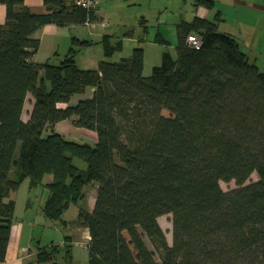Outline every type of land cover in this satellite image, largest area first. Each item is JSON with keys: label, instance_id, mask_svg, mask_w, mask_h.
Returning a JSON list of instances; mask_svg holds the SVG:
<instances>
[{"label": "trees", "instance_id": "16d2710c", "mask_svg": "<svg viewBox=\"0 0 264 264\" xmlns=\"http://www.w3.org/2000/svg\"><path fill=\"white\" fill-rule=\"evenodd\" d=\"M194 1L213 9L212 0ZM74 2L43 0L46 13L35 15L24 0H1L0 263L15 208L10 195L27 180L47 191L41 212L53 222L84 199L85 186L97 185L92 211L77 216L89 264H264V72L199 18L177 25L175 57L162 53L149 77L141 48L92 71L75 65L72 47L61 59L34 63L39 28L95 20ZM190 34L199 50L186 45ZM155 42L163 44L158 34ZM102 44L106 58L121 49L107 37ZM89 89V99L60 107ZM27 95L33 106L23 122ZM64 121L94 132V147L55 133ZM253 173L257 181L246 185ZM219 182L236 188L223 192ZM164 215H171V246L157 224ZM61 251L38 248L36 264H57Z\"/></svg>", "mask_w": 264, "mask_h": 264}, {"label": "rangeland", "instance_id": "374dc122", "mask_svg": "<svg viewBox=\"0 0 264 264\" xmlns=\"http://www.w3.org/2000/svg\"><path fill=\"white\" fill-rule=\"evenodd\" d=\"M218 2V4L216 3L217 8L224 10V13L228 18L226 19L225 23H221L218 32H229L237 41H239L240 44H242V31L241 29L238 30L236 27H233L235 20L233 19V16L230 15L231 13H227L225 10H230V12L232 11V13L235 14L234 10L242 13V10L247 7L249 13L254 12L256 14H260L259 12H263L262 7L264 8V2L262 3L261 0H257L255 4L250 5V8L246 4L233 5L236 9H232L233 7L231 8V4H229L228 0H219ZM242 2L245 3L243 0ZM99 3L100 16L102 17L103 22L106 24V27L112 30V33H114V38L111 44H114V42L117 41L116 39H124L122 42L123 45L121 52L115 53L112 58L109 59V61L117 63L119 62L120 58H129L132 54L135 43L128 41L130 39H140L142 42L141 46L145 50V60L143 63L142 72L144 77H149L151 75L152 67L158 66L160 64L158 55L161 56L162 53L167 52L172 57H175L176 25L180 22H190L195 16L197 10L194 0H99ZM255 9L258 10V12ZM215 11L216 8L209 14L207 20L210 22L213 21ZM254 13H251V15ZM235 15L236 17L239 16L238 14ZM127 32L130 34L129 37L124 35ZM157 34L163 37V39L167 42L165 46L154 43ZM241 50L245 51V47L242 46ZM75 55L77 57L78 52L75 53ZM65 140L94 147V144L89 140ZM73 164L79 170L86 169V164L82 161L74 159ZM13 170L14 169H12L9 175L11 180L14 178ZM49 180L50 177H47L45 179V183L49 182ZM256 181L257 176L255 173H253L246 182V185ZM219 187L223 192H228L236 188L234 182H219ZM96 190V184H90L83 188L82 193L86 200L80 201L76 205H70L64 211L63 215L61 216V221L65 224H62V222H53L41 216L42 225L33 229L35 231L33 237L34 245L43 247L52 242L62 249L56 259L57 264H89L85 250V241L83 240L80 230L77 229V216L80 208H83L86 211L88 210L87 212L92 211L94 206V201L92 200H95ZM29 192L30 191L27 190V184L23 183L21 186H19L16 192L11 193L10 200L16 203V212L13 214V217L20 216L27 197L30 199L31 204L33 205L34 213H36L37 204L39 203L40 205L41 195H47V191L42 187L31 190V195L28 194ZM157 224L162 230L167 244L171 246V215H164L158 218ZM66 238L71 240L72 243H77V245L74 247L70 246L69 249H67V256L66 252H63V247L60 245V243Z\"/></svg>", "mask_w": 264, "mask_h": 264}, {"label": "crops", "instance_id": "0c3cea01", "mask_svg": "<svg viewBox=\"0 0 264 264\" xmlns=\"http://www.w3.org/2000/svg\"><path fill=\"white\" fill-rule=\"evenodd\" d=\"M212 1L214 3L213 9L207 10L203 7H196L197 9L196 14L193 18H199V19H203V20L210 22L209 20H207L209 17V14L216 8L212 23L216 25V30L218 32L219 26L221 25V23L222 22L225 23L226 19L228 18L225 15L224 10H222L221 8H217L216 5L219 3L218 2L219 0H212ZM228 1H229V4H231V8L233 7L232 9H236L235 6H233L236 4L238 5L246 4L250 8L251 4H255V2H257V0H243L245 3H243L242 0H228ZM261 1L262 3L264 2V0H261ZM93 4H94L93 16L95 20L93 22H90L89 26H87L86 24L73 25V26H67V27H57L55 25H45L39 28L32 35V38L39 41L38 50L36 54L33 56L32 61L36 64H44V63L54 61L56 59H61L67 55L68 50L72 47L75 53L78 52L77 57L74 54V62H75V65L81 70H85V71L96 70L99 62L101 61L110 62L109 59H111L112 56L117 52L112 54L109 58H106L104 55V48H103L102 40L105 37H107V39L109 40V43L111 44L114 38V33H112V30L106 27V24L103 22V19L100 16L99 0H93ZM24 5L30 10L32 14L41 15V14L46 13L45 7L43 5V0H24ZM253 9H254V6H253ZM262 10L263 12L262 13L259 12L260 14H256L254 12L249 13V10H247V7H245V9L242 10L243 11L242 13H239V11L234 10L235 14L239 15L237 17L234 13H232V11L230 12V10H225L227 11V13H231L230 15H232L233 19L236 21V22L234 21L233 27L234 28L236 27V29L238 30L241 29L242 31L241 39L243 41L242 44H240L239 41H237L234 38V36H232L229 32H218L220 34L227 35L233 38L237 42L240 48V51L244 53L246 57L248 58L249 63L255 65L259 72H262V71L264 72V42H263L264 41V8L263 7H262ZM256 11L258 12V10ZM251 13H254V14L251 15ZM4 21H5V8L3 5H0V25H2ZM124 35L128 37L130 36L128 32ZM160 38L162 39L163 44H159L157 42H154V43L165 46L167 42L163 39V37L160 36ZM73 40H77L78 42H86L87 44L80 46V45L74 44ZM116 40L117 41H115L114 44L120 41L121 49H122V45H123L122 42L124 41V39L122 40L121 38L122 41L120 39H116ZM176 41L177 39H176V28H175V46H176ZM128 42L135 43V45L133 46V49L141 48L143 50V63H144L145 50L141 46L142 45L141 40L140 39H137V40L130 39ZM114 44H111V45H114ZM242 46L245 47V51L241 50ZM121 49L118 52H121ZM160 58L161 56L158 55V59ZM121 59H127V58H120L119 61ZM92 92L93 90L89 89L82 96H74L71 98V100L69 101L67 105H60V107L65 108L67 106H73L80 100L89 99L92 95ZM32 106H33V99L30 95H27L26 102L24 104L23 112L21 115V120L23 122L28 121L29 115L32 110ZM53 131L59 134L60 136H62L64 139H71L72 141H78L80 139H83V140H89L94 145L96 143V135L94 132L75 128L69 121H64V122L55 124L53 127ZM23 183L27 184V190H29L30 192L31 190L39 188V187L29 188L27 180H24L20 184V186ZM30 192L28 194L31 195ZM47 196H48V193L47 195H43V194L41 195L40 205L39 203L37 204L36 213H34L33 205L31 204L30 199L27 197L25 204H24V208L22 209V213H20V216L13 217L10 238H9L7 249H6V256H5L4 262L0 264H36L37 250L38 248H41V246L33 244V241H34L33 237H34V232H35L33 229L38 228L42 225L41 218L42 217L44 218V216L41 212V209H42V206ZM85 200L86 198L84 196V199L82 201H85ZM92 201L95 202L94 199ZM14 206L15 208H14L13 214H15L16 212L15 202H14ZM77 229L80 230L83 240L85 241V250H86V245L89 241L87 230L80 229V228H77ZM50 244H53V243L50 242ZM60 245L63 248L66 246L74 247L75 245H77V243H72L71 240L64 239V241H62ZM86 253H87V250H86ZM87 261H88V257H87ZM45 264H49V263H45Z\"/></svg>", "mask_w": 264, "mask_h": 264}, {"label": "built area", "instance_id": "2783aa9c", "mask_svg": "<svg viewBox=\"0 0 264 264\" xmlns=\"http://www.w3.org/2000/svg\"><path fill=\"white\" fill-rule=\"evenodd\" d=\"M74 4L75 6L84 9L86 12H91L94 8L93 0H75ZM85 24L89 26L90 22H86ZM186 45L193 50H199L201 47V41L197 36L190 34L186 37Z\"/></svg>", "mask_w": 264, "mask_h": 264}]
</instances>
